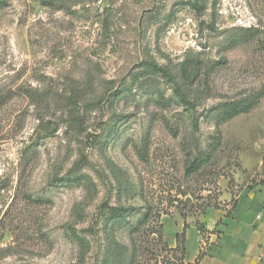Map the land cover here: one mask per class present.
Wrapping results in <instances>:
<instances>
[{
	"label": "rangeland",
	"instance_id": "1",
	"mask_svg": "<svg viewBox=\"0 0 264 264\" xmlns=\"http://www.w3.org/2000/svg\"><path fill=\"white\" fill-rule=\"evenodd\" d=\"M263 87L264 0H0V264H189L168 217L210 252L264 185V95L217 108Z\"/></svg>",
	"mask_w": 264,
	"mask_h": 264
},
{
	"label": "crops",
	"instance_id": "2",
	"mask_svg": "<svg viewBox=\"0 0 264 264\" xmlns=\"http://www.w3.org/2000/svg\"><path fill=\"white\" fill-rule=\"evenodd\" d=\"M242 199L246 201V204L240 205ZM239 205L242 208H239ZM264 185L255 186L252 189L247 188L242 190L236 197V202L232 207L229 216H225V212L219 209H208L206 215L209 211L214 212V219L211 225H208L206 221L207 228L218 226L220 231V238L215 246L210 250V252L204 251L199 246V229L195 223H191L184 232V260L186 263L195 264H260V260L264 255ZM241 218L244 220V226H240ZM174 221L175 225H179V231L175 230L166 232L168 236L169 245L175 247L177 245L176 234H180L183 231V219L176 217H168L164 220ZM178 221V223H177ZM188 222V221H187ZM232 225L234 227L232 236L239 238V243H231L229 240H224L225 231ZM193 228L195 249L192 255H187V249L185 246L186 234L188 229ZM201 257L198 259V255Z\"/></svg>",
	"mask_w": 264,
	"mask_h": 264
},
{
	"label": "trees",
	"instance_id": "3",
	"mask_svg": "<svg viewBox=\"0 0 264 264\" xmlns=\"http://www.w3.org/2000/svg\"><path fill=\"white\" fill-rule=\"evenodd\" d=\"M250 30H251V28H248V31H250ZM248 35L252 36L254 34H252V32H251ZM248 35H247V37H248ZM148 69L152 70L153 72H159V73L163 74L170 81H175L174 77L172 76L170 71L167 70L163 66L153 64V65H150L148 67ZM263 95H264V87L261 88L258 92L254 93V94H252L246 98L239 99V100L225 101V102L221 103L217 108L216 127H218L220 124L224 123L225 121L231 119L232 117H234L236 115L249 112L259 102L260 98L263 97ZM211 154H212L211 149H209V151L207 153H201L200 152L193 159L190 166H188V168H187L188 170H186V172L190 173V172L194 171V169H197L199 166L203 165L208 160V158L211 156ZM185 227H186V224L184 223L183 231L180 234H176L178 244L181 245V252L182 253L184 252L183 239H184V231H185L184 228ZM200 257H201V254L198 255V259ZM195 264H197V261Z\"/></svg>",
	"mask_w": 264,
	"mask_h": 264
}]
</instances>
